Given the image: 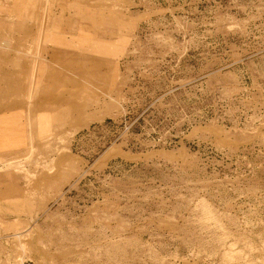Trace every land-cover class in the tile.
<instances>
[{"label":"rangeland","instance_id":"obj_1","mask_svg":"<svg viewBox=\"0 0 264 264\" xmlns=\"http://www.w3.org/2000/svg\"><path fill=\"white\" fill-rule=\"evenodd\" d=\"M25 1L0 66L64 35L35 72L73 99L37 110L27 128L47 116L50 135L0 169V264H264V0Z\"/></svg>","mask_w":264,"mask_h":264},{"label":"crops","instance_id":"obj_2","mask_svg":"<svg viewBox=\"0 0 264 264\" xmlns=\"http://www.w3.org/2000/svg\"><path fill=\"white\" fill-rule=\"evenodd\" d=\"M27 4L28 2L25 0H14L13 5L8 9V11L13 17H15V19L12 20L8 17L4 19V22H0V25L3 26L0 27V30L3 28L13 27L14 30H23L25 34L28 33V28L25 29V26H22V24H18V26L21 27L19 29L12 26V23H14L17 18H22L24 12H27V8L29 7ZM20 21L22 22L23 19H20ZM30 34L31 31L29 32V35ZM66 38L67 37L64 35L48 32L45 39L38 38L35 42L28 43L29 46L41 43V45L44 46V51L45 49L53 50L51 59L49 60L47 59L48 57H46L45 52L42 54V58L38 61L31 58H10L11 61H9L11 62V66L8 69L0 66V169L6 167L9 169L14 168L22 170L23 165L20 166V164L23 158L21 157L24 154L27 155L31 148L40 147L39 144L34 142L35 138L37 137L38 139V137L42 138L50 135V133H48L50 131L48 124L51 120L47 116H42L40 119L44 126L41 127V132L39 131V134L34 135L30 132L31 130L27 128L32 122V117L39 113L37 110H42L44 104L52 99L59 103H61L60 101H63L64 104H67L68 106L69 104L67 102H72V96H58L57 92L53 93L55 96H45L43 93L45 91V93L47 92L48 94V92H50L49 90H52L50 88L57 86L58 83L61 84V81H63L62 75L58 74L55 69L51 68L48 73H45L46 76L43 72H40V70L35 72V66L37 63V66L41 68L48 66L46 62L51 61L53 63H59V61H64L60 60V57H62L60 53L61 50L57 48H59L63 43H69ZM92 40L95 41L92 36L90 37L86 35L80 40V44H89ZM119 40L120 41L118 43H104L100 41L99 52L108 56L112 60L118 59L125 53L126 37H122ZM17 45L21 46L25 44L19 43L15 45L7 39L0 40V46L15 47ZM83 57L84 56L80 55H72L66 59L70 60L68 63H71L73 60L75 63L77 62L79 64V61ZM65 62H67V60ZM107 64L110 66V61ZM48 75L51 84L49 86L45 83ZM57 77L59 81H57ZM48 95L52 94L49 93ZM3 99H9V101L6 103ZM84 120H86L85 116Z\"/></svg>","mask_w":264,"mask_h":264}]
</instances>
